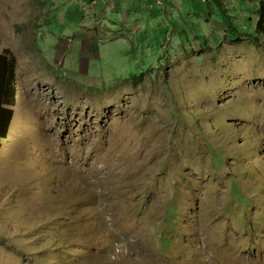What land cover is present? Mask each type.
<instances>
[{
  "label": "rangeland",
  "instance_id": "obj_1",
  "mask_svg": "<svg viewBox=\"0 0 264 264\" xmlns=\"http://www.w3.org/2000/svg\"><path fill=\"white\" fill-rule=\"evenodd\" d=\"M263 1L0 0V264H264Z\"/></svg>",
  "mask_w": 264,
  "mask_h": 264
},
{
  "label": "trees",
  "instance_id": "obj_2",
  "mask_svg": "<svg viewBox=\"0 0 264 264\" xmlns=\"http://www.w3.org/2000/svg\"><path fill=\"white\" fill-rule=\"evenodd\" d=\"M259 20L256 23L257 37L264 34V1L258 9ZM16 61L9 49L0 52V139L7 137L8 128L12 121L13 111L10 107L15 104L16 96Z\"/></svg>",
  "mask_w": 264,
  "mask_h": 264
},
{
  "label": "built area",
  "instance_id": "obj_3",
  "mask_svg": "<svg viewBox=\"0 0 264 264\" xmlns=\"http://www.w3.org/2000/svg\"><path fill=\"white\" fill-rule=\"evenodd\" d=\"M94 1H96V0H94ZM105 2H106V4H107V5H109V4H110V0H105ZM69 41L71 42L72 40H71V39H69Z\"/></svg>",
  "mask_w": 264,
  "mask_h": 264
}]
</instances>
